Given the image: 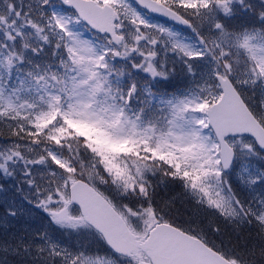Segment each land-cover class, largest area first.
Segmentation results:
<instances>
[{
	"label": "rangeland",
	"instance_id": "obj_1",
	"mask_svg": "<svg viewBox=\"0 0 264 264\" xmlns=\"http://www.w3.org/2000/svg\"><path fill=\"white\" fill-rule=\"evenodd\" d=\"M42 1L43 6L50 10L49 17L51 18L52 14L53 17L56 16L55 23L67 32L65 38L64 33H57L56 48L61 49L64 43H69L71 55L74 57L77 71L74 77L77 82L73 88L74 103H71L75 108H71L70 112L78 114L82 118L79 119L82 123L85 121L100 127L102 138L99 142L108 144L110 149H115V153L119 149H126L125 153L134 151V155L139 156L136 142L141 141L140 143L144 144H141L139 150L142 148L146 154L147 151L153 152L155 157L164 156L169 163L181 165L182 174L189 175V194L201 200L206 209L208 207L212 210L213 207L221 213L220 207L226 206L224 208L226 215L239 216L238 219L245 218L231 182L233 179L244 181L246 178L252 184L260 180L264 175L262 172L264 153L249 139L232 137L230 143L237 150V156L233 161V167L224 172L218 151L219 144L213 132L207 129L206 117L209 100L212 98L214 102L221 95L219 83L213 80L217 73L232 75L235 81L247 83L246 86L251 90L259 93L264 91V31L260 33L259 30H247L242 34H235L232 31H224L223 26L215 20L223 14L232 13L238 5L236 0H215L214 3L220 10L205 4L207 0L200 2L203 7L198 8L200 16H197L199 19L196 22L199 25L205 22L210 28L213 35L210 36L208 44L199 38L197 32L192 33L189 29L183 31L161 19L145 16L131 0H98L120 9L123 16L129 18L119 22L121 33L125 35L124 44L115 46L103 36L106 39L107 50L113 54L118 51L124 58H128L130 54L136 55L143 62V70L148 74H154V77L157 74L153 65H156V60L160 56L163 57L170 72L175 69L174 66H170L171 63L180 66L183 62L188 63L197 59L204 67H210L209 72H200L204 74L202 78L195 77L188 95L167 100L163 104V108L167 106L164 111L153 108L147 119H145L147 109L130 112L125 106L112 102V93L105 87L103 76L97 68V64L103 63L105 53L95 45L91 33L82 27L77 16L61 8V4L58 5L54 0ZM177 3L186 11L192 6L193 1L177 0ZM26 26L32 28L30 25ZM37 28L43 31L44 26L40 24ZM25 30L23 25L17 28L15 24L11 29L15 37L21 39ZM56 31L58 32L57 29ZM216 33L219 34V39L218 37L214 39ZM139 37H143L142 41L138 40ZM42 39L43 37L39 36V40ZM12 43V39L5 40L0 36L1 57L4 55L9 57L10 63L14 56H18L12 48ZM15 47L19 46L14 45V49ZM60 55L63 60L70 59V55L68 58L62 52ZM54 77L42 85L39 96L18 94V98L8 91L7 84L0 78V107L13 108L17 104L16 107L23 111H31L33 123H41L50 114H55L56 108L64 101L68 102L63 98L61 91L55 90L59 86L52 85L56 82L55 79L57 80ZM15 91L19 92L17 89ZM261 104L258 115L264 121V101ZM127 141L130 145H127ZM27 148L31 147L28 144L0 141V227L5 232L0 240L5 241V246L8 247L13 238L22 240L19 242L20 245L14 242L10 247L15 246V249L24 251L27 256L24 260L28 264H135L137 259L135 256L130 258L120 256L114 251H98L92 247L94 245L91 244L90 238L87 246L80 244L74 232L84 229L86 222L80 212L74 209L76 205L69 202V192L64 191L59 185H56L55 192L51 191L45 198L41 196L43 191L33 189L38 182L30 165L37 167L40 159H28L26 163L17 160L19 153ZM117 167L121 171L124 170L122 167L125 168L128 182L132 180L130 178V174L133 176L132 170L142 178L147 168H150L144 161L139 160L130 162L125 160L122 167L120 165ZM14 187L18 188L21 194H17ZM23 194L26 197H21ZM38 199L44 202L38 203ZM26 204L37 206L45 204L43 212L53 210L46 212V215L49 218L53 217V229L65 232L69 237L68 241H60L56 234L47 231L46 227L41 228V224L32 220L26 212ZM18 206H22L23 209L22 213L16 214L13 207ZM137 209L140 212L129 211L139 217L135 223L142 232L136 233L133 228L139 236H143V232L156 222L162 221V216L150 208ZM65 226L69 229H65ZM22 231L25 236L22 235Z\"/></svg>",
	"mask_w": 264,
	"mask_h": 264
},
{
	"label": "trees",
	"instance_id": "obj_2",
	"mask_svg": "<svg viewBox=\"0 0 264 264\" xmlns=\"http://www.w3.org/2000/svg\"><path fill=\"white\" fill-rule=\"evenodd\" d=\"M54 1L59 3L58 0ZM165 3L180 13L185 12L177 0H165ZM135 6L145 16L152 17L139 6ZM68 10L72 15H76L71 9ZM49 14L50 10L43 6L42 0H0V36L5 40L12 39V48L18 54L12 58L11 63L9 57L5 55L1 57L0 54V62L3 61L0 63V78L7 84L8 91L12 92L15 98H18V94L39 96L42 85L55 76L57 80L55 79L56 82L52 85L59 86L60 88L55 90L61 91L63 98L68 100L67 103L64 101L56 108L55 114H50L41 123H33L30 117L31 111H23L16 107L17 104L13 108L0 107V141L28 144L31 148L23 149V152L19 153L17 160L21 162L26 163L28 159H40L38 168L30 165L38 182L36 186L32 185L33 189L43 191L41 196L45 198V195H50L51 191L57 189L56 185L67 192L75 178L88 180L113 202L132 229L135 228L136 233L142 232L135 223L139 217L129 210L140 212L137 208H150L160 214L162 220L202 237L206 243L218 249L236 264H264V175L252 184L246 178L244 181L232 180V190L245 216L243 219H238L239 216L226 215L224 211L226 206L220 207L223 215L213 207L212 210L208 207L206 209L205 205L201 204V200L189 194V175L182 174L181 165L175 162L169 163L164 156L155 157L153 152L144 153L142 148L139 150L141 144H144L140 143L141 141L136 142L139 156L134 155V151L125 153L126 149H119L115 153V149H110L108 144L100 143L102 138L100 127L85 121L82 123L79 120L82 118L78 114L77 116L70 112L71 108H75V105L71 106V103H74L73 88L77 82L74 75L77 71L69 43H64L61 49L56 48L57 33H64L65 38L67 32L55 23L56 16L53 17L52 14L50 18ZM121 16L122 21L129 19L123 16V12ZM79 21L82 27L91 33L95 45L105 53L103 63L97 64V68L103 76L105 87L112 93V102L125 106L130 112L147 109L145 119L151 115L153 108L164 111L167 106L163 108V104L167 100L188 95L195 77L202 78L204 74L200 72L210 71V67H204L197 59L188 63L183 62L180 66L171 63L170 66H174L175 69L170 72L163 57L160 56L156 60V65H153L157 74L154 77V74H148L143 70V62L136 55L129 53L128 58H124L123 55L113 54L107 50L106 39L103 36L97 35L81 20ZM13 24L17 25V28L21 25L26 28L22 39L15 37L12 33ZM25 24L32 28H27ZM40 24L44 26L43 31L37 28ZM243 24L245 27H230L225 31L242 34L249 30L244 21ZM56 29L58 32H55ZM197 34L207 44L210 36L213 35L210 30L203 28H199ZM39 36L43 37L41 41ZM217 37L220 38L218 33L214 39ZM14 45L19 47L14 49ZM60 52L67 55V58L70 55V59L63 60ZM230 77L252 112L260 117L258 113L264 101V91L259 93L251 90L249 86H246L247 83L235 81L232 75ZM240 79L244 80V78ZM213 80L216 81V76H213ZM15 89L19 92L17 93ZM212 102L211 98L209 103ZM207 129L212 131L208 125ZM127 145H130V142L127 141ZM125 160L144 161L150 168L146 167V173L142 178L132 170L133 176L131 177L130 174L132 180L128 182L127 171L122 167ZM119 165L124 169L123 171L119 170L117 167ZM262 172L264 173V167ZM14 189L17 194H21L18 188L14 187ZM23 196L26 197L24 194L21 197ZM37 202L44 201L38 199ZM26 206V212L30 218L38 221L41 228L46 227V230L56 234V238L60 241H68L69 237L65 235V232L53 229V217L49 218L46 215V212L53 210L43 212V208H46L45 204L39 206L26 204ZM13 208L16 210L14 213H22V206ZM74 209L79 211L77 206ZM85 225L84 229L74 232L80 244L87 246L88 238H90L93 248L111 252L112 249L107 246L103 236L98 234L92 226ZM4 233V229L0 227V237ZM21 233L25 236L23 231ZM144 233L145 231L143 235ZM20 241L13 238L10 245L14 242L19 244ZM5 244V241L0 240V264H28L24 260L27 257L24 251L15 249V246L7 247Z\"/></svg>",
	"mask_w": 264,
	"mask_h": 264
},
{
	"label": "water",
	"instance_id": "obj_3",
	"mask_svg": "<svg viewBox=\"0 0 264 264\" xmlns=\"http://www.w3.org/2000/svg\"><path fill=\"white\" fill-rule=\"evenodd\" d=\"M66 8L75 10L92 31L108 34L119 45L123 36L116 30L120 20L117 10L108 3L96 0H60ZM139 6L163 20L179 27H189L188 19L159 0H135ZM222 95L209 105L206 115L219 142L220 162L225 172L233 165L236 155L227 137L247 134L256 139L264 151V126L252 115L237 92L230 77L217 75ZM69 202L79 207L86 223L103 236L106 244L118 255L138 257L137 264H234L226 256L210 247L198 236L170 222H157L140 238L114 204L88 180L76 178L70 184ZM13 214V212H12ZM141 251L149 259L141 257Z\"/></svg>",
	"mask_w": 264,
	"mask_h": 264
},
{
	"label": "flooded vegetation",
	"instance_id": "obj_4",
	"mask_svg": "<svg viewBox=\"0 0 264 264\" xmlns=\"http://www.w3.org/2000/svg\"><path fill=\"white\" fill-rule=\"evenodd\" d=\"M159 1H161L162 3L167 5L165 3V0H159ZM192 1H193L194 6L192 4V6H190L189 9H187L185 12H183V13L179 12L180 14H182L183 16H185L188 19V21L190 23V25H189L190 28H188L189 31H191L192 33L197 32V30L199 28H203V29L209 31L210 28L205 25V22L202 25H199L196 22V20L199 19V18H197V16L199 15V12H200L198 10V8L203 7L202 4H200V2L203 0H192ZM214 2H215V0H207V2L205 4H207L209 7H212V8L216 7L218 10H220L215 5ZM236 2L238 5L234 8L232 13H229L226 15L223 14L219 17H216V19H215L217 22H219L220 25L223 26L224 31H225V29L230 28V27H233V28L245 27V24H243V21H244L246 23V26H247L246 28H248L249 30L253 29V30H259L260 33L263 32L264 30H261V29L264 28V0H236ZM167 6H171V5H167ZM151 16L153 17V15H151ZM249 17H251V18H249ZM241 19L243 21H241ZM119 26L120 25L118 24L117 30L119 29ZM141 38L143 39V37H141ZM257 119H259V118H257ZM259 120L261 121L262 125L264 126L263 119H259ZM251 141L255 146H257V144L253 138H251Z\"/></svg>",
	"mask_w": 264,
	"mask_h": 264
}]
</instances>
